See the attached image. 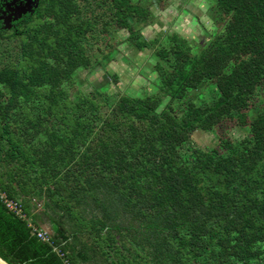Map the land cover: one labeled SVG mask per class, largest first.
I'll use <instances>...</instances> for the list:
<instances>
[{
  "label": "trees",
  "instance_id": "obj_1",
  "mask_svg": "<svg viewBox=\"0 0 264 264\" xmlns=\"http://www.w3.org/2000/svg\"><path fill=\"white\" fill-rule=\"evenodd\" d=\"M152 1L40 0L20 59L0 43V187L71 264H264V0H209L196 51L159 39L149 94L85 92L92 40L121 29L145 50ZM0 258L63 264L1 200Z\"/></svg>",
  "mask_w": 264,
  "mask_h": 264
},
{
  "label": "rangeland",
  "instance_id": "obj_2",
  "mask_svg": "<svg viewBox=\"0 0 264 264\" xmlns=\"http://www.w3.org/2000/svg\"><path fill=\"white\" fill-rule=\"evenodd\" d=\"M213 2L209 0H165L160 4L153 0L152 4L148 5L153 12L152 17L147 22L139 24L141 33L139 40L148 44L146 49L142 51L135 49L126 30L119 29L116 33H107L105 36V33L103 36L99 34L97 38H102V41L92 40L90 57L93 62H97V60L100 62H97L93 69L82 70L78 74L80 81H84L83 85L86 88L84 91H90L92 88L109 87V90L105 92L114 95L131 93L143 96L152 92L156 87L153 83L155 58H152L151 55L159 47L158 40L160 39L161 44H166L170 36L179 34L191 43L192 50L201 49L206 39L215 31L211 16L218 9L212 6ZM98 10V16L105 13L100 7ZM27 21L30 20H25L19 25L18 33L13 32L12 27L8 30L6 39H0V43L5 45L2 51L6 52L8 60L16 62L20 59L18 46L23 38L13 35L18 36L25 31L28 26ZM108 52H113V58H107ZM125 57L129 61H126ZM119 67H123L125 70L121 73L118 70ZM188 97H193L198 104L210 102L211 99L206 94L204 100L197 99L194 93L189 94ZM257 103L261 106L264 104L261 96L258 97ZM247 134L248 129L240 126H235L229 131L231 137L238 139ZM192 139L193 143L201 148L217 143L212 136L201 131L194 133Z\"/></svg>",
  "mask_w": 264,
  "mask_h": 264
},
{
  "label": "flooded vegetation",
  "instance_id": "obj_3",
  "mask_svg": "<svg viewBox=\"0 0 264 264\" xmlns=\"http://www.w3.org/2000/svg\"><path fill=\"white\" fill-rule=\"evenodd\" d=\"M36 5V0H0V31H8L9 29L5 28L13 27V32L18 33L19 25L28 18L35 16L39 8V6L36 8ZM34 10L35 12L31 16L30 13ZM18 18L20 20L17 21Z\"/></svg>",
  "mask_w": 264,
  "mask_h": 264
},
{
  "label": "built area",
  "instance_id": "obj_4",
  "mask_svg": "<svg viewBox=\"0 0 264 264\" xmlns=\"http://www.w3.org/2000/svg\"><path fill=\"white\" fill-rule=\"evenodd\" d=\"M0 200L5 204L6 208L13 212L14 215L19 218L27 221L28 226L32 229V232L43 242L49 243L54 247V252L57 254L59 259L63 264H71V261L68 256V252L64 250L60 246H55L52 243L51 237L47 234V232L39 228L32 219L24 212L23 205L13 198H10L9 195L0 187Z\"/></svg>",
  "mask_w": 264,
  "mask_h": 264
},
{
  "label": "water",
  "instance_id": "obj_5",
  "mask_svg": "<svg viewBox=\"0 0 264 264\" xmlns=\"http://www.w3.org/2000/svg\"><path fill=\"white\" fill-rule=\"evenodd\" d=\"M37 1V5L35 6L36 8H38L39 6V0H36ZM35 10L34 11H31L30 15L32 16L34 14ZM26 13V12H25ZM5 29H9L10 30V27L8 28H5ZM1 259V258H0ZM2 260V259H1ZM3 261V260H2ZM5 264H7L5 261H3Z\"/></svg>",
  "mask_w": 264,
  "mask_h": 264
},
{
  "label": "bare ground",
  "instance_id": "obj_6",
  "mask_svg": "<svg viewBox=\"0 0 264 264\" xmlns=\"http://www.w3.org/2000/svg\"><path fill=\"white\" fill-rule=\"evenodd\" d=\"M0 264H5V263L0 259Z\"/></svg>",
  "mask_w": 264,
  "mask_h": 264
}]
</instances>
